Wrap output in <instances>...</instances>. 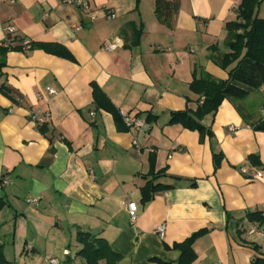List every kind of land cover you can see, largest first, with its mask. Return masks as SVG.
<instances>
[{
	"label": "crops",
	"instance_id": "obj_1",
	"mask_svg": "<svg viewBox=\"0 0 264 264\" xmlns=\"http://www.w3.org/2000/svg\"><path fill=\"white\" fill-rule=\"evenodd\" d=\"M179 1L171 29L156 16V0H91L89 11L62 0H0V44L13 25L25 40L56 43L73 56L38 48L0 55V178L9 180L0 190L7 201L0 243L9 264H50L52 257L85 264L79 231L105 238L121 264H155L153 257L178 264L172 246L201 229L208 231L194 244L192 264H251L264 254V221L247 219L264 216V131L253 128L263 120L264 87L207 114L202 123L214 136L203 142L198 131L170 124L172 112L197 108L195 75L229 78L214 56L229 51L225 25L241 0ZM141 23L140 42L131 45L128 25ZM116 38L122 45L103 48ZM95 86L115 109L144 118V128L124 129L98 107ZM30 111L47 115L46 133ZM214 153L223 154L217 169ZM153 168L166 173L156 182L174 187L143 204V175ZM255 170L260 179L251 178ZM30 197L39 204L29 205ZM129 201L138 206L134 222Z\"/></svg>",
	"mask_w": 264,
	"mask_h": 264
},
{
	"label": "trees",
	"instance_id": "obj_2",
	"mask_svg": "<svg viewBox=\"0 0 264 264\" xmlns=\"http://www.w3.org/2000/svg\"><path fill=\"white\" fill-rule=\"evenodd\" d=\"M264 0H241L236 9L237 17L225 25L227 37L225 44L228 52L214 56L215 62L223 69H228L229 78L226 80L216 79L209 73L202 71L201 76H194L190 83L191 91L198 96L197 108L195 110L187 108L181 111L171 113L170 124H181L183 127L198 131L200 141L203 142L206 137L214 136L211 128L202 123V119L210 113H215L225 99H239L248 96L252 91L264 87V17L258 14L260 5ZM139 3V0H137ZM180 9L179 0H156L155 14L158 19L168 28L174 27V19ZM131 29V45H137L140 42L143 33V24L138 27L129 24ZM26 41L19 34L7 32L6 41L0 44V55L4 56L9 51H20L25 49H44L45 51L57 54L69 59H73L71 53L63 46L56 43H41L28 40V46L23 44ZM18 44H17V43ZM235 64L232 68H230ZM3 63H0V66ZM95 102L98 107L112 112L118 124L123 125L126 129L119 110L108 98V96L97 86L94 88ZM189 100V99H188ZM17 102L16 99H14ZM151 121V116H148ZM41 132L46 133V124L38 126ZM255 130L264 131V120L254 125ZM214 168L220 166L223 159L222 153H214ZM249 160L260 165V159L257 155H250ZM165 169L156 171L154 168L147 174L143 175L147 179L146 184L141 188V201L143 204L151 201L156 193L171 189L174 186L156 182L160 177L165 175ZM178 179V177H176ZM7 204V201L0 197V210ZM249 221H264L261 212L248 213ZM208 229H201L193 233L190 237L182 242L175 243L172 250L180 253L178 264H192L197 258L194 250L195 242L207 233ZM78 241L83 244L78 255L85 260V264H99L105 261L106 264H121L122 255L114 251L109 242L91 232L79 231L77 234ZM254 249L259 251L257 245ZM169 248V247H168ZM155 264H171L162 258L153 257L151 259ZM0 264H9L4 252V245L0 243ZM251 264H264V254L259 253L255 256Z\"/></svg>",
	"mask_w": 264,
	"mask_h": 264
},
{
	"label": "built area",
	"instance_id": "obj_3",
	"mask_svg": "<svg viewBox=\"0 0 264 264\" xmlns=\"http://www.w3.org/2000/svg\"><path fill=\"white\" fill-rule=\"evenodd\" d=\"M65 3L74 5L78 8H80L83 11H89L91 9V0H62ZM12 3H15V0H11ZM238 8V6L234 7V9L236 10ZM105 15L107 18L112 19L115 18V14L111 13L110 11L106 10L105 11ZM7 32L11 33V34H16V29L13 25H8L6 27ZM28 40L23 41V44L25 46H28ZM122 39L120 38H116L113 41H106L103 45V48L107 51H112L115 50L116 48H118L120 45H122ZM47 91L49 94H56L57 91L53 88H47ZM40 95H42V93H39ZM19 102H23V99H19ZM119 113L122 117L123 123L125 125V127L128 130L131 131H141L144 126L146 125V120L142 117H139L137 115H132L131 113L124 111L123 109L119 110ZM262 116H263V120H264V107L261 110ZM95 113L92 112L91 115H94ZM29 118L34 121L37 124H45L47 122V115L45 114H41L37 111H30L29 113ZM229 131L231 132H235L237 130V126L236 125H229L228 126ZM134 143L137 144V140H134ZM240 171L243 174H247V169L245 167L240 168ZM263 176V172L261 170H255V172L251 175L252 179H260ZM9 184V180L6 178H0V190L7 186ZM27 202L29 205H33V206H37L40 202L39 197H30L27 199ZM127 208H128V212L131 218V221H135L137 219L138 216V206L136 204V202L134 201H129L126 203ZM165 224H161L158 226L157 231L159 233V235L161 237L165 236ZM259 234L261 236L264 237V232L263 231H259ZM50 264H62L57 258H50L49 259Z\"/></svg>",
	"mask_w": 264,
	"mask_h": 264
},
{
	"label": "rangeland",
	"instance_id": "obj_4",
	"mask_svg": "<svg viewBox=\"0 0 264 264\" xmlns=\"http://www.w3.org/2000/svg\"><path fill=\"white\" fill-rule=\"evenodd\" d=\"M258 14L260 17H264V1L262 2V4L260 5Z\"/></svg>",
	"mask_w": 264,
	"mask_h": 264
}]
</instances>
